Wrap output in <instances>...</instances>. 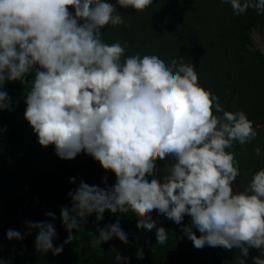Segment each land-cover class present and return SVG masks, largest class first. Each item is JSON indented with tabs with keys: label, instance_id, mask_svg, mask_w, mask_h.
Masks as SVG:
<instances>
[{
	"label": "clouds",
	"instance_id": "clouds-1",
	"mask_svg": "<svg viewBox=\"0 0 264 264\" xmlns=\"http://www.w3.org/2000/svg\"><path fill=\"white\" fill-rule=\"evenodd\" d=\"M153 0H0V110H10L6 81H25L34 73L25 97L24 118L41 146H54L61 159L82 151L115 182L104 187L81 180L61 206L60 219L67 237L53 244L52 222H24L26 232L7 229L5 238L22 240L36 230L37 252L59 254L78 229L95 214H140L137 223L155 228L156 243L169 236L152 218L153 209L177 225L200 249L220 246L239 249L247 260L249 248L260 250L254 264H264V168L256 171L249 188L237 192L232 182L239 165L225 149L233 141L243 145L257 135L254 122L243 111L225 110L210 89L198 83L193 64L173 56L167 62L155 54L124 57L118 41L107 44L101 29L124 21L116 6L143 10ZM233 14L254 8L264 14V0H221ZM69 7L72 11L69 10ZM38 66V67H34ZM213 110L216 114H213ZM257 156L261 149H255ZM171 156L166 173L149 175L157 159ZM75 178L70 177L69 183ZM56 219L53 212L45 213ZM196 229L200 235L193 231ZM98 242L113 237L127 243L118 223L97 227ZM115 259L121 262L117 251ZM0 264H10L0 260Z\"/></svg>",
	"mask_w": 264,
	"mask_h": 264
},
{
	"label": "trees",
	"instance_id": "trees-1",
	"mask_svg": "<svg viewBox=\"0 0 264 264\" xmlns=\"http://www.w3.org/2000/svg\"><path fill=\"white\" fill-rule=\"evenodd\" d=\"M115 4V0H109ZM69 10L72 9L69 7ZM122 24L105 25L101 39L125 47L124 57L155 54L167 62L173 56H183L184 62L193 64L198 83L214 93L223 108L243 111L253 121L257 135L241 145L233 141L231 152L239 165L236 182L242 191L249 188L253 174L264 168V50L255 33L264 30V14L258 15L249 8L234 15L230 4L221 0H153L143 10L116 6ZM38 67V66H34ZM34 73L25 81H6L3 90L10 98V110H0V258L10 254L17 240L5 238L9 228L22 234L24 222L32 221L37 207L36 221L52 222L57 232L53 241L59 246L67 237L60 219L61 206L70 207L66 194L83 180L89 185L104 187L115 182L111 170L103 169L98 161L83 151L73 159H61L54 146H41L37 136L24 118L25 97L30 91ZM213 114H216L213 110ZM259 147L262 154L257 156ZM174 162L171 156L157 159L149 175L158 177L166 173V166ZM74 177L75 182L69 183ZM233 184V183H232ZM234 190L236 191L234 185ZM37 205L35 206V203ZM53 212L56 219L45 215ZM140 214L110 213L105 210L103 219L95 221V214L87 217L80 228L73 229V240L63 245L62 251L37 252L34 248L36 230L25 236L18 251L5 261L10 264H120L115 257L120 254L122 264H239L243 259L239 249L220 246L193 247L184 236L181 225L190 224L185 214L180 225L152 210L157 226L169 233L167 241L156 243L155 228L145 230L137 223ZM35 221V222H36ZM118 223L126 233L127 243L113 237L98 242L97 227ZM96 230V231H95ZM197 236L199 231L193 229ZM93 240V243H88ZM260 250L249 248L244 264H254L252 257Z\"/></svg>",
	"mask_w": 264,
	"mask_h": 264
},
{
	"label": "water",
	"instance_id": "water-1",
	"mask_svg": "<svg viewBox=\"0 0 264 264\" xmlns=\"http://www.w3.org/2000/svg\"><path fill=\"white\" fill-rule=\"evenodd\" d=\"M232 183H233V185H234V187H235V189H236L237 192H242V189H241L240 186L237 184L236 180H234ZM36 205H37V202L35 203V206H36ZM36 219H37V207L35 208V211H34V214H33L32 221L35 222ZM26 231H27V230H25V231L23 232V234H24ZM25 236H26V234L23 235V239H22V240H19V241H18V243L16 244L14 250H13L10 254H8V255H6V256L0 258V260H7V259H10V258H11V257H12V256L18 251L19 246H20V244L23 242Z\"/></svg>",
	"mask_w": 264,
	"mask_h": 264
},
{
	"label": "rangeland",
	"instance_id": "rangeland-1",
	"mask_svg": "<svg viewBox=\"0 0 264 264\" xmlns=\"http://www.w3.org/2000/svg\"><path fill=\"white\" fill-rule=\"evenodd\" d=\"M255 38L259 43H262L264 48V30L260 31L259 33H255ZM263 41V42H262ZM96 231V230H95ZM93 240H89L88 243H93Z\"/></svg>",
	"mask_w": 264,
	"mask_h": 264
},
{
	"label": "flooded vegetation",
	"instance_id": "flooded-vegetation-1",
	"mask_svg": "<svg viewBox=\"0 0 264 264\" xmlns=\"http://www.w3.org/2000/svg\"><path fill=\"white\" fill-rule=\"evenodd\" d=\"M262 42H263V41H262ZM259 45H260V47L262 48V50H264L262 43H259Z\"/></svg>",
	"mask_w": 264,
	"mask_h": 264
}]
</instances>
